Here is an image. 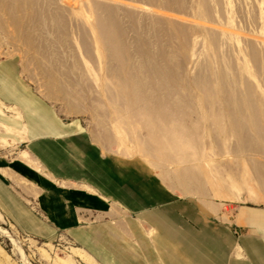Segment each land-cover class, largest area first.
<instances>
[{
    "label": "rangeland",
    "instance_id": "obj_1",
    "mask_svg": "<svg viewBox=\"0 0 264 264\" xmlns=\"http://www.w3.org/2000/svg\"><path fill=\"white\" fill-rule=\"evenodd\" d=\"M15 1L0 12V58H19L59 112L82 116L105 149L142 156L176 189L189 172L205 191L189 195L264 207V0ZM157 103L167 124L145 118ZM79 249L65 232L22 234L0 209V264H95Z\"/></svg>",
    "mask_w": 264,
    "mask_h": 264
},
{
    "label": "crops",
    "instance_id": "obj_2",
    "mask_svg": "<svg viewBox=\"0 0 264 264\" xmlns=\"http://www.w3.org/2000/svg\"><path fill=\"white\" fill-rule=\"evenodd\" d=\"M191 175L176 189L142 156L105 149L19 58H0V209L22 234L68 233L95 264H264V207L189 195L205 194Z\"/></svg>",
    "mask_w": 264,
    "mask_h": 264
},
{
    "label": "bare ground",
    "instance_id": "obj_3",
    "mask_svg": "<svg viewBox=\"0 0 264 264\" xmlns=\"http://www.w3.org/2000/svg\"><path fill=\"white\" fill-rule=\"evenodd\" d=\"M16 0L15 4H14V7L16 8V10H21L22 8H26L27 10H32L35 8V6L37 5V3L34 1V0ZM37 1V0H36ZM39 1V0H38ZM24 3V5H23ZM0 12L2 13H6V14H9L11 13V7L10 5L4 3V0H0ZM12 16V15H10ZM14 18V17H13ZM11 21V25L14 27V29L16 30L17 32V36H20L22 34V30H24V26H23V22H22V19L19 17L18 18H14ZM102 29V28H101ZM102 32H105L103 31L102 29ZM105 34V33H103ZM111 39V38H110ZM109 39V42H112V40ZM22 40L25 42V44L28 46V47H32L33 44H32V40L30 38H28L27 36H25L24 38H22ZM104 43H103V50L106 54V56L108 58H113L114 57V52H112V50H110V48H108V41H107V35H105L104 37ZM123 60H127L126 58V54H123ZM164 69V68H163ZM167 69V68H166ZM165 72V71H164ZM171 74H172V71H170ZM169 72V73H170ZM159 74V73H158ZM174 75V73L172 74ZM173 77V76H172ZM52 91L55 92V93H59L61 95L63 94H66V91L63 87H61V85L57 82V80L55 81L54 79V83H53V88H52ZM136 103H138V101H134ZM150 103V101H149ZM151 104V103H150ZM160 103H157V105H149L151 107H147L146 110L144 111L145 114L147 115L145 118L148 119L149 121H153L156 123L157 119L161 121L162 124H167L168 123V116L167 114L164 112V110H162V108H159L160 106ZM230 105V104H229ZM230 121L231 122H235V119H232L231 117H229ZM179 122V121H178ZM181 122V121H180ZM180 124V123H179ZM159 125V126H158ZM162 126V125H161ZM157 127H160V124L158 122L157 124ZM236 132V130H235ZM237 134V132H236ZM160 137V132L156 133L154 136H153V142H155L156 144H158V146H160V143H159V138ZM110 139V138H108ZM109 142V140H108ZM248 145V144H247ZM243 148L246 147V142H243ZM159 148V147H158ZM160 151V150H159ZM181 157V156H180Z\"/></svg>",
    "mask_w": 264,
    "mask_h": 264
}]
</instances>
